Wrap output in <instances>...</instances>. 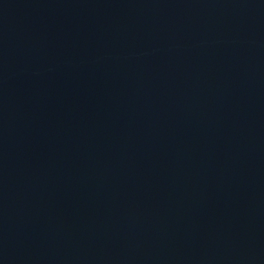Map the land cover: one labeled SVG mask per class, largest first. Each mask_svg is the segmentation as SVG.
<instances>
[{
	"label": "water",
	"instance_id": "obj_1",
	"mask_svg": "<svg viewBox=\"0 0 264 264\" xmlns=\"http://www.w3.org/2000/svg\"><path fill=\"white\" fill-rule=\"evenodd\" d=\"M0 264H264V13L0 0Z\"/></svg>",
	"mask_w": 264,
	"mask_h": 264
}]
</instances>
